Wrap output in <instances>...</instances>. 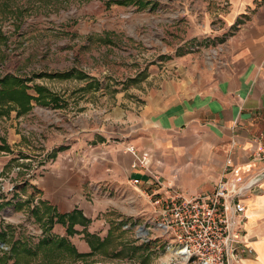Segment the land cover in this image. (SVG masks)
I'll return each instance as SVG.
<instances>
[{"label": "rangeland", "instance_id": "obj_1", "mask_svg": "<svg viewBox=\"0 0 264 264\" xmlns=\"http://www.w3.org/2000/svg\"><path fill=\"white\" fill-rule=\"evenodd\" d=\"M119 2L0 0V80L19 78L30 97L0 98V264L167 263L142 188L116 203L121 195L96 197L95 184H82L79 207L61 211L42 182L102 113L207 83L236 23L229 0ZM256 128L264 150V119Z\"/></svg>", "mask_w": 264, "mask_h": 264}, {"label": "crops", "instance_id": "obj_2", "mask_svg": "<svg viewBox=\"0 0 264 264\" xmlns=\"http://www.w3.org/2000/svg\"><path fill=\"white\" fill-rule=\"evenodd\" d=\"M229 4L226 19L236 28L224 41V62L213 77L192 92L164 87L138 107L118 106L95 118L78 135L76 149L51 166L42 182L44 199L66 211L86 196L83 185L95 184L96 197L110 193L121 195L116 203L132 202V187L143 195L150 173L169 191L189 195L210 191L229 158L241 173L254 169L253 153L262 147L256 124L264 119V0ZM142 153L148 170L133 167ZM245 202V239L254 252L241 264H264V182Z\"/></svg>", "mask_w": 264, "mask_h": 264}, {"label": "built area", "instance_id": "obj_3", "mask_svg": "<svg viewBox=\"0 0 264 264\" xmlns=\"http://www.w3.org/2000/svg\"><path fill=\"white\" fill-rule=\"evenodd\" d=\"M129 150L134 151L131 147ZM252 159L255 167L248 174L227 159L222 176L210 191L189 195L169 191L159 175L149 174L143 193L153 208L150 219L159 230L156 238L165 244V264L177 260L183 264H237L253 254L245 239L243 214L245 200L260 191L264 182L263 147L253 153ZM147 161V154L142 153L133 167L148 170ZM132 183L140 180L134 178ZM151 239L147 237L146 241Z\"/></svg>", "mask_w": 264, "mask_h": 264}, {"label": "trees", "instance_id": "obj_4", "mask_svg": "<svg viewBox=\"0 0 264 264\" xmlns=\"http://www.w3.org/2000/svg\"><path fill=\"white\" fill-rule=\"evenodd\" d=\"M124 1L126 0H120L119 3H123ZM54 75H56L57 77H62V76H69L70 73H62V72H57L55 73ZM9 81H13L15 84V86L12 85L11 88H8L7 85H9ZM0 98L4 97V96H8L9 98H12L13 100H16L17 98H22V99H25V100H28L30 97L29 95L25 92V89L23 86H21V80L19 78H16V77H12V76H5L4 78H2L0 80ZM17 86H21V88L19 89H15V87ZM37 92L40 93L41 95H44L45 94V90H43V88L41 87H37ZM50 95V93H47ZM52 96V95H50ZM54 100H56L57 98H53ZM26 109V107L24 108Z\"/></svg>", "mask_w": 264, "mask_h": 264}]
</instances>
